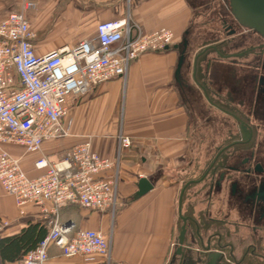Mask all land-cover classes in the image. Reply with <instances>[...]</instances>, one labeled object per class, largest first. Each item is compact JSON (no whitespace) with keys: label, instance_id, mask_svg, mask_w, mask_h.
<instances>
[{"label":"crops","instance_id":"crops-1","mask_svg":"<svg viewBox=\"0 0 264 264\" xmlns=\"http://www.w3.org/2000/svg\"><path fill=\"white\" fill-rule=\"evenodd\" d=\"M34 1L37 9L25 14L35 34L37 55L93 40L97 24L119 20L127 14L145 33L160 28L171 30L174 35L171 46L181 45L183 38L187 40L178 76L175 69L179 50L144 52L130 64L125 84L113 80L89 94L66 98L67 114L60 121L68 130L65 137L44 142L36 153L0 146L20 159L28 176L35 177L40 171L33 164L41 157L55 163L72 147L88 141L98 156L115 161L118 132L122 131L131 141L118 158L117 204L113 214L77 206L61 208L56 214L60 222H72L75 230H94L108 238L109 263L102 257L65 258L52 246L46 264H195L189 256L183 262L177 256L172 262L179 229L176 203L179 188L194 174L191 162L197 156L206 158L209 153L206 146H198V134L221 133L226 129L237 132L234 121L213 103L219 101L217 92L222 84L227 85L229 78L236 90L241 89L243 82L239 69L220 56L224 54L223 36L217 37V29L210 22L214 4L218 1L222 5V0ZM21 4L22 0H0V19L19 12ZM218 16L221 20V14ZM49 24L54 32L65 30L69 41L62 40L53 46L37 44L40 36L37 31H45ZM178 77L181 84L176 81ZM140 177L146 178L152 189L137 197ZM192 204L189 194L183 212L193 214L202 209L199 204L195 207ZM225 215L226 221L231 222L228 231H235L237 218ZM54 218V214L44 215L39 206L27 204L18 208L0 188V223L7 222L0 236L15 235L29 223H45L49 229L48 221ZM257 261L254 255L248 256L249 264ZM208 263L207 259L203 264ZM214 264L222 261L216 259Z\"/></svg>","mask_w":264,"mask_h":264},{"label":"built area","instance_id":"built-area-1","mask_svg":"<svg viewBox=\"0 0 264 264\" xmlns=\"http://www.w3.org/2000/svg\"><path fill=\"white\" fill-rule=\"evenodd\" d=\"M34 0H22L21 10L0 19V146H14L25 153L40 151L46 141L68 134L60 121L67 114L66 98L89 94L107 82L126 81L128 68L147 51H162L173 43V33L160 28L145 33L124 18L99 23L93 40L62 46L45 54L34 50L35 34L25 12L35 11ZM130 139L117 134V159L101 158L85 141L72 147L55 163L37 159L40 174L28 176L20 159L0 149V188L21 208L41 207L48 221L46 236L18 264H46L49 247L65 258L102 257L109 263L110 240L98 231L75 230L60 222L57 211L67 206L114 212L117 204L118 158ZM47 205L49 207H47ZM7 222L0 223V230Z\"/></svg>","mask_w":264,"mask_h":264},{"label":"flooded vegetation","instance_id":"flooded-vegetation-1","mask_svg":"<svg viewBox=\"0 0 264 264\" xmlns=\"http://www.w3.org/2000/svg\"><path fill=\"white\" fill-rule=\"evenodd\" d=\"M223 3L227 14L221 17L217 30V37L223 36L224 54L220 56L239 69L243 82L236 90L229 78L217 92L219 101L213 104L234 121L237 132L226 129L196 136L198 146H206L209 153L191 162L194 174L179 188L176 240L182 236V244L177 247L195 264L205 263L213 252L223 255L222 264H237L231 255L232 243L225 240L228 238L239 250L258 259L253 264H264V38L239 24L230 13L228 0ZM183 49L179 45L178 50ZM176 81L181 84L179 77ZM189 194L192 206L202 207L193 214L183 212ZM226 213L237 218L235 231H228L231 222L226 221Z\"/></svg>","mask_w":264,"mask_h":264},{"label":"water","instance_id":"water-1","mask_svg":"<svg viewBox=\"0 0 264 264\" xmlns=\"http://www.w3.org/2000/svg\"><path fill=\"white\" fill-rule=\"evenodd\" d=\"M228 6L230 13L234 17L237 22L260 36L264 38V0H228ZM183 50L180 52L176 69H175V76L179 75V72L181 70L182 64L185 59V52L187 48V40L183 39L182 44ZM174 49L178 50L179 45L174 46H167L164 48V50ZM220 55V54H219ZM241 131H245V127H240ZM152 189V185L146 178L140 177L137 182V192L136 196L140 197L146 194L148 191ZM260 194H258V197ZM262 197V196H261ZM182 244V236L176 240V247L177 245ZM181 257V261H185L187 259L186 255H182L181 249L179 247L176 248V251L173 254L172 262L175 261L176 257ZM223 255L218 252H213V254L208 258V264H214L216 259L222 260Z\"/></svg>","mask_w":264,"mask_h":264},{"label":"trees","instance_id":"trees-1","mask_svg":"<svg viewBox=\"0 0 264 264\" xmlns=\"http://www.w3.org/2000/svg\"><path fill=\"white\" fill-rule=\"evenodd\" d=\"M47 233L48 228L45 223H29L15 235L7 237L0 236V263L18 264L26 254L36 248ZM232 246L234 248L231 252L232 257L241 263H244V261L248 262V254L239 250L234 244H232ZM50 247H52V245ZM237 258H239V260Z\"/></svg>","mask_w":264,"mask_h":264},{"label":"rangeland","instance_id":"rangeland-1","mask_svg":"<svg viewBox=\"0 0 264 264\" xmlns=\"http://www.w3.org/2000/svg\"><path fill=\"white\" fill-rule=\"evenodd\" d=\"M215 2V1H214ZM225 3H223V5L221 6V3H218V1L214 4V13L211 14V24H212V27L214 28H217V30H219V25H220V17L218 16L219 14H221V17H225L226 14H227V9L225 7ZM219 13V14H218ZM49 27H47L45 29V31H43V29L39 31H37L39 33L40 36H38V38L36 39V43L37 44H43V46H53L57 43H59L60 41L62 40H65V41H69V39H67V34L64 32L65 30H61V31H58V32H54V30H50L51 29V24L48 25ZM214 28V29H215ZM50 30V31H49ZM53 31V32H52ZM171 31V30H170ZM67 32V31H66ZM172 32V31H171ZM57 33H60V34H57ZM174 36V35H173ZM165 50H162V51H147V52H164ZM122 109V108H121ZM231 234V233H230ZM225 240H227V242L231 243L232 244H236L234 243L233 241H231V239H228L226 238ZM236 254V253H235ZM238 255V254H237ZM248 256H251L249 255L248 253ZM239 260V258H237ZM235 260V259H234ZM251 261H253V259L251 258ZM249 261V263L251 262ZM234 263H239L238 261L235 260Z\"/></svg>","mask_w":264,"mask_h":264}]
</instances>
